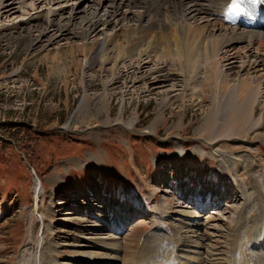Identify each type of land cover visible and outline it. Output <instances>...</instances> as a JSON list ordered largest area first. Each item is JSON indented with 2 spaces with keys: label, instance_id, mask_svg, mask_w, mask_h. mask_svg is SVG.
<instances>
[{
  "label": "rangeland",
  "instance_id": "obj_1",
  "mask_svg": "<svg viewBox=\"0 0 264 264\" xmlns=\"http://www.w3.org/2000/svg\"><path fill=\"white\" fill-rule=\"evenodd\" d=\"M19 19L0 20V264H35V248L42 240L41 217L46 218L51 204L54 232L48 237L57 241L65 264L72 257L69 248L85 238H99L106 232L105 223L118 214L121 224L128 223L123 236L131 260V247L137 251L141 238L154 229L151 214L155 203L149 196L159 204L168 201L174 212L171 210L172 220L176 215L175 220L180 221V210L187 207L185 199H178L183 185L187 196L202 194L214 200L222 182V209L214 212L208 206L202 223L208 227L204 239L209 262L225 264V231L233 228L230 222L241 197L234 189L232 172L225 169L217 151L236 155L245 149L225 140L218 148L199 142L209 136L199 132L205 119L221 117L218 112L210 115L211 89L202 96L200 92L199 98L188 94L180 99L178 92H171L169 103L160 108L167 96L151 91L136 66L125 62L127 65L116 68L109 64L84 71L82 43L91 44V40L75 36L71 44H38L34 35L1 26L12 27ZM87 36L91 38V34ZM156 37L163 52H169L165 35ZM181 75L171 77L185 86L186 78ZM85 96L89 110L81 111ZM103 105L104 112L96 114ZM131 120L135 126L129 129L125 124ZM254 121H260L259 129L246 138L264 171V98ZM150 128L155 132L145 133ZM237 138L245 140L243 135ZM178 144L184 147L181 154ZM200 145L206 155L193 152ZM241 175L248 178L246 170ZM38 181L44 193L40 211L34 207ZM188 197L194 200V196ZM142 203L147 210L140 207L130 223L131 206ZM156 216L155 220L160 217ZM214 223L221 230L212 237ZM143 246L137 253L141 261L167 256L166 249L155 242Z\"/></svg>",
  "mask_w": 264,
  "mask_h": 264
},
{
  "label": "bare ground",
  "instance_id": "obj_2",
  "mask_svg": "<svg viewBox=\"0 0 264 264\" xmlns=\"http://www.w3.org/2000/svg\"><path fill=\"white\" fill-rule=\"evenodd\" d=\"M231 3L232 0H0V20L20 17L12 27L7 23L1 26L8 25L7 30L34 35L38 44H71L75 36L86 37L85 41L91 40V44L82 43L80 64L84 71L109 64L116 68L128 62L149 81L151 91L167 96L160 108L169 103L171 92H178L181 99L188 94L198 97L200 92L202 96L211 89L210 115L213 117L218 112L221 117L217 114L215 120L205 119L199 132H208L209 136L199 142L218 148L225 140L231 145H243L245 149L236 155L217 151L225 169L232 172L234 189L241 197L230 222L233 228L225 231V264H264V171L253 145L246 138L259 127L260 121L254 119L257 106L264 98V0L254 16H239L235 21L228 15ZM90 34L91 38L87 36ZM160 34L165 35L169 52L164 53L160 47L162 43L156 37ZM177 73L186 78L185 86L178 85L171 77ZM104 105L96 114L104 112ZM85 110H89L86 96L81 106V111ZM117 123H121L120 119ZM125 125L132 129L135 122L131 120ZM152 128L145 133H154ZM242 135L245 140L240 141L237 137ZM183 151V145L178 144V153ZM193 152L207 154L201 145ZM243 170L247 171V179L241 175ZM38 184L34 207L40 211L44 193ZM219 187L220 191L214 193L218 198L214 200L194 193L188 194L194 196V200H190L185 185L181 191L177 190L179 201L185 199L187 205L180 210V221L175 220L176 215L172 220L174 212L168 201L162 205L149 196L155 203V211L151 214L154 229L141 238L137 251L136 247H131L134 249L131 264H211L204 239L208 227L202 221L208 206L220 213L223 182ZM132 207L128 216L130 223L137 212L147 210L146 203ZM116 209L118 211V207ZM54 212L51 204L46 218L41 217L42 240L35 248V264H65V259L59 256L61 248L57 241L48 237L54 232L51 219ZM156 215L160 217L155 220ZM120 216H111L114 221L105 223L106 232L99 238H85L79 245L69 248L72 257L67 263L130 264L129 248L123 236L128 223L121 224L116 219ZM212 226L214 237V231L219 232L221 225L214 223ZM150 241L164 247L167 256L153 257L151 254V263L148 258L141 261L137 253Z\"/></svg>",
  "mask_w": 264,
  "mask_h": 264
},
{
  "label": "snow or ice",
  "instance_id": "obj_3",
  "mask_svg": "<svg viewBox=\"0 0 264 264\" xmlns=\"http://www.w3.org/2000/svg\"><path fill=\"white\" fill-rule=\"evenodd\" d=\"M250 3H255V0H232L228 9L229 18H231L232 13H244L245 7Z\"/></svg>",
  "mask_w": 264,
  "mask_h": 264
}]
</instances>
